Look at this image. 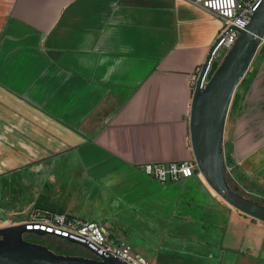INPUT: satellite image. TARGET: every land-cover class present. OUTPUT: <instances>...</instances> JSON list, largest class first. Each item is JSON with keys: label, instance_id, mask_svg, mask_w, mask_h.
Here are the masks:
<instances>
[{"label": "crops", "instance_id": "crops-1", "mask_svg": "<svg viewBox=\"0 0 264 264\" xmlns=\"http://www.w3.org/2000/svg\"><path fill=\"white\" fill-rule=\"evenodd\" d=\"M223 19L197 0H0V226L35 206L102 223L152 264H264V221L197 168L190 73ZM228 171L264 201V38L224 131Z\"/></svg>", "mask_w": 264, "mask_h": 264}, {"label": "water", "instance_id": "water-1", "mask_svg": "<svg viewBox=\"0 0 264 264\" xmlns=\"http://www.w3.org/2000/svg\"><path fill=\"white\" fill-rule=\"evenodd\" d=\"M264 38V0L234 45L225 54L204 88L194 89L190 109V139L197 168L227 202L264 221V202L235 190L227 178L224 131L235 90L247 73ZM48 234L42 229H27L25 223L0 226V264H128L113 255L88 257L60 254L48 245L24 237V232ZM95 251L87 242L62 236Z\"/></svg>", "mask_w": 264, "mask_h": 264}, {"label": "built area", "instance_id": "built-area-1", "mask_svg": "<svg viewBox=\"0 0 264 264\" xmlns=\"http://www.w3.org/2000/svg\"><path fill=\"white\" fill-rule=\"evenodd\" d=\"M197 1H200L210 11L218 14L223 19V25L210 47L205 61L197 65L189 75L193 92L198 84L201 88L207 85L215 68L234 45L240 31L247 27L253 11L260 6L263 0ZM143 169L150 176L160 181H167L192 176L197 169V165L194 159L145 163ZM18 223H25L26 228L30 230H45L51 236L61 238H63L62 236H70L83 240L95 250L92 251L93 256L98 258H102L103 255H113L128 264H152L149 258L136 251L128 240H115L109 237L105 226L97 220L78 219L66 212L36 207L26 212L23 221L11 222L6 219L4 225ZM31 233L33 232L31 231Z\"/></svg>", "mask_w": 264, "mask_h": 264}, {"label": "rangeland", "instance_id": "rangeland-1", "mask_svg": "<svg viewBox=\"0 0 264 264\" xmlns=\"http://www.w3.org/2000/svg\"><path fill=\"white\" fill-rule=\"evenodd\" d=\"M23 220H20V222ZM1 224V222H0ZM25 236L28 238H32L42 243L48 245L50 248L57 251L60 254H82L88 257L93 256V252L87 248L86 246L82 245L81 243L72 242L69 240H64L61 237H44V238H37L34 233L25 232Z\"/></svg>", "mask_w": 264, "mask_h": 264}, {"label": "trees", "instance_id": "trees-1", "mask_svg": "<svg viewBox=\"0 0 264 264\" xmlns=\"http://www.w3.org/2000/svg\"><path fill=\"white\" fill-rule=\"evenodd\" d=\"M232 169H233V176L230 174L229 171L227 172V178H228V181L230 182V184L232 185V187L235 190H237L241 193H244L245 195L250 196L251 198H254L255 200H259V201L264 202L261 198L245 192V190L241 187L240 183L248 182V180L240 171L236 170V167H232ZM36 207H41V206H35L33 208H36ZM41 208H46V207H41ZM49 209H51V208H49ZM51 210H53V209H51ZM64 240L67 241V239H64Z\"/></svg>", "mask_w": 264, "mask_h": 264}, {"label": "flooded vegetation", "instance_id": "flooded-vegetation-1", "mask_svg": "<svg viewBox=\"0 0 264 264\" xmlns=\"http://www.w3.org/2000/svg\"><path fill=\"white\" fill-rule=\"evenodd\" d=\"M33 233L35 234V236H36L37 238L52 237L51 235H48V234H45V235H39V234H37V233H35V232H33ZM23 235H24L25 238H27V239H29V240L37 241V242H41V241H38V240H35V239H32V238H28V237H26V236H25V232L23 233ZM53 250H54V249H53ZM54 251H55V250H54ZM55 252H57V251H55Z\"/></svg>", "mask_w": 264, "mask_h": 264}]
</instances>
